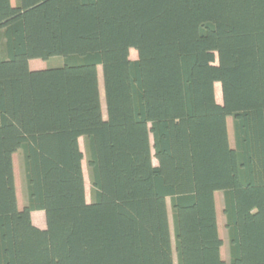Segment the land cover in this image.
<instances>
[{
    "label": "trees",
    "instance_id": "16d2710c",
    "mask_svg": "<svg viewBox=\"0 0 264 264\" xmlns=\"http://www.w3.org/2000/svg\"><path fill=\"white\" fill-rule=\"evenodd\" d=\"M0 264H264V0H0Z\"/></svg>",
    "mask_w": 264,
    "mask_h": 264
},
{
    "label": "rangeland",
    "instance_id": "374dc122",
    "mask_svg": "<svg viewBox=\"0 0 264 264\" xmlns=\"http://www.w3.org/2000/svg\"><path fill=\"white\" fill-rule=\"evenodd\" d=\"M12 5H15L17 3V0H10ZM130 59L134 60L137 58V52L134 49L130 50L129 53ZM63 63V58L56 56L51 57L47 60L43 59H31L29 61V68L30 69H42L47 67H55L59 66ZM98 72V79L100 84V90H101V106H102V114L103 117H106L105 112V104H104V95H103V89H102V77H101V69L100 67L97 68ZM215 89V96L218 103H221V89L219 83H215L214 86ZM227 125H228V138H229V144L233 146V130H232V119L231 117L227 118ZM79 144L80 148L83 152V160H82V168L84 172V180H85V194H86V201H91V185L89 180V170L87 167L86 162V153H85V140L83 137L79 138ZM153 163L156 164L155 159H152ZM13 176H14V185H15V191H16V198H17V205L18 208H22L26 204V190H25V179H24V172H23V163H22V152L19 150L13 155ZM215 206H216V216H217V227H218V234L220 238L222 239V246L220 249V255L223 260H228L229 254H228V243L226 238V230L224 227V216L222 213V194L221 192H215ZM167 205L169 210V215L171 216L170 212V199L167 198ZM31 221L34 225L40 226V224H43L45 227V215L44 211L38 210L33 211L31 213ZM169 222L171 225V217H169Z\"/></svg>",
    "mask_w": 264,
    "mask_h": 264
},
{
    "label": "crops",
    "instance_id": "0c3cea01",
    "mask_svg": "<svg viewBox=\"0 0 264 264\" xmlns=\"http://www.w3.org/2000/svg\"><path fill=\"white\" fill-rule=\"evenodd\" d=\"M33 213V212H32ZM45 224V223H44ZM37 227H39V228H45L44 226H43V224H40V226H38V225H36Z\"/></svg>",
    "mask_w": 264,
    "mask_h": 264
}]
</instances>
